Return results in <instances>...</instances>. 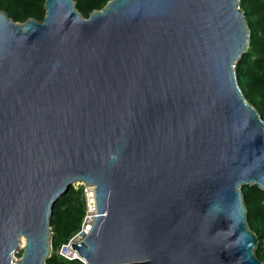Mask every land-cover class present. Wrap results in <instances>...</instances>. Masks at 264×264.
Returning <instances> with one entry per match:
<instances>
[{
	"label": "water",
	"instance_id": "1",
	"mask_svg": "<svg viewBox=\"0 0 264 264\" xmlns=\"http://www.w3.org/2000/svg\"><path fill=\"white\" fill-rule=\"evenodd\" d=\"M45 10H0V264H47L76 184L96 188L72 245L87 264H264L242 192L264 191V120L237 79L240 0Z\"/></svg>",
	"mask_w": 264,
	"mask_h": 264
},
{
	"label": "trees",
	"instance_id": "2",
	"mask_svg": "<svg viewBox=\"0 0 264 264\" xmlns=\"http://www.w3.org/2000/svg\"><path fill=\"white\" fill-rule=\"evenodd\" d=\"M78 11L89 18L94 11L102 10L111 0H75ZM46 0H0V10L19 23L29 19L43 22ZM251 30L248 52L236 65L239 86L246 98L264 120V0H240ZM248 212L250 229L258 236V258L264 262V191L257 186L242 190ZM82 188L72 187L55 205L51 218L53 253L47 264H84L59 256L60 247L77 233L85 218Z\"/></svg>",
	"mask_w": 264,
	"mask_h": 264
},
{
	"label": "built area",
	"instance_id": "3",
	"mask_svg": "<svg viewBox=\"0 0 264 264\" xmlns=\"http://www.w3.org/2000/svg\"><path fill=\"white\" fill-rule=\"evenodd\" d=\"M74 187L75 189L82 188V199L85 205V218L80 230L60 247L58 254L67 260H79L82 263L87 264L86 261L79 256L78 252L73 250L72 245L80 244L90 235L93 225L98 217L96 188L87 187L84 184H76Z\"/></svg>",
	"mask_w": 264,
	"mask_h": 264
},
{
	"label": "rangeland",
	"instance_id": "4",
	"mask_svg": "<svg viewBox=\"0 0 264 264\" xmlns=\"http://www.w3.org/2000/svg\"><path fill=\"white\" fill-rule=\"evenodd\" d=\"M52 253H53V249H52L51 255H52ZM17 258H19V256H18V255H17L16 259H17Z\"/></svg>",
	"mask_w": 264,
	"mask_h": 264
},
{
	"label": "bare ground",
	"instance_id": "5",
	"mask_svg": "<svg viewBox=\"0 0 264 264\" xmlns=\"http://www.w3.org/2000/svg\"><path fill=\"white\" fill-rule=\"evenodd\" d=\"M22 247V246H21Z\"/></svg>",
	"mask_w": 264,
	"mask_h": 264
}]
</instances>
